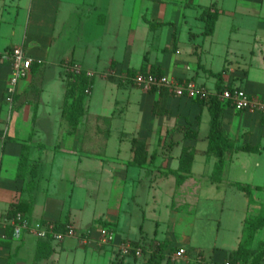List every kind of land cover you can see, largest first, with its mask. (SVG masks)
I'll return each mask as SVG.
<instances>
[{"label": "crops", "instance_id": "0c3cea01", "mask_svg": "<svg viewBox=\"0 0 264 264\" xmlns=\"http://www.w3.org/2000/svg\"><path fill=\"white\" fill-rule=\"evenodd\" d=\"M170 5L167 0H0V223L12 217L8 215L12 205L19 202L22 213L33 222H55L59 230L71 226L79 232L90 229L93 234L88 244L73 236L59 241L31 233L20 239L0 238L5 246L0 264H77L79 260L78 264H98L105 246L112 251L107 264H137L133 260L138 259L146 264L152 251L162 253L161 264H199L201 256L213 264H226L236 256L244 240L251 198L235 183L259 186L256 199L264 197V113L239 111L223 101L222 121L235 150L226 153L223 180L216 182L213 172L218 158L207 152L210 104L219 83L214 73L221 74V90L243 88L264 99V39L259 40V52L250 51L259 56L261 65L256 67L251 59L242 64L229 57L230 53L237 54L230 41L239 25H232L225 38L219 39L217 34L224 15L241 13L243 19L245 15L250 20L260 18L257 26L264 35V15L253 13L262 11L264 0H235L229 10L226 0H186L182 21L177 24L172 18L175 7ZM250 5L254 8H248ZM210 9H218L219 16L213 34L206 35L204 12ZM243 25L247 26L246 22ZM15 46H22L34 60L31 74L19 81L9 104L10 51ZM70 60L90 76L84 113L74 129L64 114L67 86L63 90L55 84H60L61 78L65 82L62 70ZM138 72L167 74L181 81L192 79L210 95L201 99L168 91L164 111L156 113L161 90L145 91L125 79ZM96 74L101 76L100 87L115 88L107 98V112L90 111L87 95L95 92ZM51 82L50 96L53 90L59 96L64 93L57 108L62 119L56 118L58 112L53 113L51 99L44 95ZM130 105L136 108L132 118L128 115ZM185 125L199 131L198 139H184L179 130L168 135ZM44 131L48 143L40 139ZM134 138L147 144V161L142 165L135 163ZM245 144L261 149L237 150ZM184 146L196 149L190 171L180 169ZM48 148L53 151L47 165L44 155ZM199 158L201 166L197 169ZM26 163L29 168L25 169ZM179 175L185 176L182 181H178ZM104 179L110 181L115 195V207L108 213L91 209L88 201L95 191H101ZM138 182L146 190L149 199L145 202L156 221L152 236L143 226L136 232L131 230L136 225L131 221L130 203L138 194L133 188ZM222 196H229L230 202V221L223 233L221 223L210 227L203 240L193 230L179 239L174 233L166 237L165 232H159V202L167 209L171 207V213L176 205L194 207L207 202L217 215L227 201ZM255 206L259 208L260 203ZM171 219L183 222L181 217ZM102 221L116 232V242L100 243L97 227ZM3 231L0 225V237ZM257 231L248 246V263L264 249V227ZM169 239L176 245L171 246ZM123 242L142 245L143 256L125 254L120 249ZM180 248L186 253L173 259Z\"/></svg>", "mask_w": 264, "mask_h": 264}, {"label": "rangeland", "instance_id": "374dc122", "mask_svg": "<svg viewBox=\"0 0 264 264\" xmlns=\"http://www.w3.org/2000/svg\"><path fill=\"white\" fill-rule=\"evenodd\" d=\"M170 4H173L172 6H174V12H172V18L173 20L176 21L177 23H180L182 21V15H183V6L186 2V0H167ZM228 9L230 7H234L235 6V0H226ZM171 6V5H170ZM177 6V7H176ZM243 6V5H242ZM257 6H261V5H257ZM246 7H243V9H245ZM248 8H254L253 5H250V7ZM249 9V10H251ZM190 13H192V11L190 10ZM253 13H255V16H259V15H264V5H263V9L261 11V9H258V12L254 11ZM252 15V14H249ZM170 16V15H169ZM244 16L243 14H237L235 17H231L229 15H224L221 18V21L219 23L218 26V34H217V38H225V36L228 34L229 29L232 25H239V29L236 31L237 33L233 34L232 39L230 41V48L232 50H236V53H230V58L234 61V63L240 62L242 64H244L246 58L247 60H252L254 66H260L261 63L259 61V56L257 55H253L251 54V50L255 49L256 52H259V47H260V39H264V35H261V29L258 28V24H259V19L260 18H254L253 20L247 17V15H245V19H243ZM247 24L243 25V23ZM241 27V28H240ZM262 37V38H261ZM50 73H52V71L48 72V77L51 76ZM62 76L63 79L65 80V82L62 80L59 82H55V84L60 85V89L62 87V89H65V86H67L68 82L71 83H77L78 81V77L81 76L82 74H84L85 72H83L82 68H80L79 64H77V62L75 61H67V63H65V67L62 70ZM101 79L100 74H96V80H97V84L95 87V92L92 93L91 95H87V100L91 101V105H90V111L92 112L93 110H100V111H106L110 109V105L107 104V98H111L112 91L115 92V88L112 90L111 86L110 89H104V87H100L99 86V81ZM53 83L51 82V84L49 83V85L47 86L44 95L46 97H50V109L53 111V113L55 112V114L58 112V115L56 116V118L58 119H62L59 115V110L57 109L58 106L63 102L64 100V93L60 96L59 94H57L56 90H53V94L50 96V87H52ZM62 84V85H61ZM107 87V86H106ZM107 90V91H106ZM112 90V91H111ZM137 91L139 89H136ZM86 93H89V90H86ZM110 93V94H109ZM109 94V95H108ZM7 102L10 104L11 101L6 97ZM69 101V99H68ZM136 113V108L134 105H130L129 106V118L134 117ZM131 122H129L130 124ZM105 124V123H104ZM125 124L128 126V122H125ZM58 128V127H57ZM59 134L63 135V130L60 129ZM40 139L43 140L45 143H48V133L46 131L42 132L40 134ZM103 140H107L106 137L103 138ZM53 149L48 148L46 150L47 153H45L44 157H45V162L48 165V162L51 160V153H52ZM201 158H199L197 160V169L201 166ZM226 166V165H225ZM29 168V165L25 166L26 168ZM225 170V167H224ZM224 170L222 172V180H223V175H224ZM27 172V171H26ZM221 180V181H222ZM233 184V182L231 183ZM236 184V183H235ZM247 184V183H245ZM110 181H107L104 179L103 182V186L101 188V191L98 192L95 191V194L93 193V195H91V197L89 198V207L91 209H96L97 211L99 210H104L105 212L108 213V211H110L112 208L115 207V195L114 192L112 190V188H110ZM252 185V190L250 192V195H248L251 199L249 202V212H248V216L247 218L250 217H261L264 218V197H262L260 195V199L261 200H257L256 199V191L259 189V186L256 185ZM142 184L136 183L134 185V192L138 193L133 200H131L130 205L132 206V211H133V215H132V223L136 225V228L131 229L132 232H136L137 230H140V227L143 226L144 230L147 232H150L151 236L154 235L155 229H156V221L152 218V214L153 211L151 209V207L149 205H147V203L145 202L146 199H149V197L146 195L147 193L145 192L146 190H144V188H142ZM169 189H171V186L168 185ZM142 190H144V195L141 196ZM223 197V196H222ZM226 198V203L224 206V209L222 211V209H219L217 212V215H215V212L212 205H210L207 202H203L202 204L200 203V205L198 206L197 204H195L194 207H189L186 204H181V205H176L173 208V212L171 213V207H169V209H167L165 207V204L162 202H159L157 204V211L161 212V217L159 220V232L161 233V231L165 232L164 235L167 237V235L171 232L174 233L176 236H178V239L180 238V236L183 235L184 232L193 230L195 231V235H197V238H199V240H203L205 239L207 236V231L209 229H212L210 227H218V224L221 223V228H222V233L226 230L227 223H229L230 218H229V196H224ZM223 197V199H224ZM166 199V198H165ZM171 199V198H170ZM223 201V200H221ZM260 203V207L257 208L255 206V204ZM127 205V203L125 202L124 208ZM220 207L223 208V204L220 203ZM178 210V211H176ZM146 212V214L144 215V213ZM177 217V220L179 219V217H181L183 219L182 223H177L173 222V220H169V218H174ZM208 216H212V217H208ZM166 217H168L167 220ZM157 220V219H156ZM191 222H194V227L192 225H190ZM100 224H103L104 226L109 227V224L107 223H103L100 222ZM166 232H168L166 234ZM258 232V231H257ZM262 236H264V232L262 234ZM169 243H171V246L176 245V241H171L169 239L168 241ZM204 242V241H203ZM168 243V244H169ZM102 249V253H103V257L101 259V261H98V264H107V262L109 261L108 258H110V256L112 255V251L108 246H105ZM97 251H99V248H97ZM98 260L99 257H98ZM90 261V260H89ZM78 263H80L81 261H77ZM133 262H137V264H140L142 261L140 259L133 260ZM77 263V264H78Z\"/></svg>", "mask_w": 264, "mask_h": 264}, {"label": "built area", "instance_id": "2783aa9c", "mask_svg": "<svg viewBox=\"0 0 264 264\" xmlns=\"http://www.w3.org/2000/svg\"><path fill=\"white\" fill-rule=\"evenodd\" d=\"M12 61V74L7 88V98L11 101L15 92L17 91L18 83L21 79L29 77L32 71L33 58L28 56L22 46H15L10 51ZM126 80L132 81L137 87L151 91L153 89L160 90L166 88L169 92L178 96H188L191 98H208L210 93L203 87L198 85L192 79H185L183 81L171 77L167 74H159L154 72H138L132 77L125 76ZM219 97L222 101L229 102L239 111L249 110L253 112L264 113V99L257 98L249 94L243 88L227 87L220 91ZM4 231L1 233V239H20L25 233H31L39 238H53L55 240H62L65 237H78L82 244H88L91 241L92 231L90 229L79 232L71 226H67L65 230H59L55 222L31 221L24 213L17 212L7 221L0 223ZM10 227V235L6 229ZM98 240L102 244L114 243L117 240L116 232L110 227L99 225ZM121 250L127 254H134L135 256H143L144 247L142 245H135L131 242H123L120 246ZM5 246L0 242V253ZM186 253L185 248H180L173 253V259H177ZM199 264H213L208 262L204 257H199ZM226 264H231L227 261ZM243 264V263H237Z\"/></svg>", "mask_w": 264, "mask_h": 264}, {"label": "trees", "instance_id": "16d2710c", "mask_svg": "<svg viewBox=\"0 0 264 264\" xmlns=\"http://www.w3.org/2000/svg\"><path fill=\"white\" fill-rule=\"evenodd\" d=\"M205 20H206V29L205 34L210 35L215 31L216 22L219 16V10H207L204 12ZM217 76L219 83L217 93L213 95L212 101L210 104V113H211V125L210 131L207 136L209 141V146L207 152L215 155L218 159L213 172V180L219 182L222 180V172L225 167V156L227 152H231L235 150L234 142L227 134L223 121L222 115L224 110V102L220 99L219 93L221 91V74L214 73ZM90 76L87 74H82L78 77L77 83L68 82L67 84V104L64 109V114L67 116L69 122L74 127L77 126L81 116L84 113V100L86 95V90H89ZM157 89H153L151 91H156ZM161 97L155 103L154 110L156 113H162L165 109L166 105V95L168 94V90L166 88H162ZM176 130H179L183 133L184 139H198L199 131L191 128L188 125L179 126L177 129L168 132V135H174ZM135 145V163L142 165L147 161V144L144 141H140L137 138L133 139ZM261 149L259 145H251L245 144L237 148V150L251 151L257 152ZM196 149L191 146H184L181 153L180 160V169L183 171H190L191 164L193 160L194 153ZM154 155H152L153 158ZM185 176H178V181H182ZM240 190L245 191L248 195L252 190L251 184H243L236 183L235 184ZM17 212H24L22 203H14L9 212V216L15 215ZM245 228V235L243 243L241 244L239 250L236 252V256L231 258L229 262L231 264L243 263V264H261L264 261V249L262 248L260 251H257L253 255V259L251 263L247 262V254L248 246L253 240L258 229L264 227V218L261 217H250L247 218ZM11 232V229L9 230ZM138 245V244H135ZM255 252V250H254ZM164 256L161 252L152 251L150 258L148 259L146 264H161Z\"/></svg>", "mask_w": 264, "mask_h": 264}]
</instances>
